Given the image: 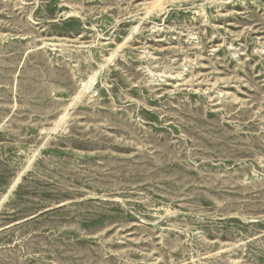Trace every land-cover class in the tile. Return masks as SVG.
<instances>
[{
    "label": "rangeland",
    "instance_id": "1",
    "mask_svg": "<svg viewBox=\"0 0 264 264\" xmlns=\"http://www.w3.org/2000/svg\"><path fill=\"white\" fill-rule=\"evenodd\" d=\"M0 264H264V0H0Z\"/></svg>",
    "mask_w": 264,
    "mask_h": 264
},
{
    "label": "bare ground",
    "instance_id": "2",
    "mask_svg": "<svg viewBox=\"0 0 264 264\" xmlns=\"http://www.w3.org/2000/svg\"><path fill=\"white\" fill-rule=\"evenodd\" d=\"M150 74H151V73H150ZM91 80H92V79H91ZM89 83H90V81H89ZM89 83H87V84L84 85L83 91L89 89ZM78 95H79V94H78ZM76 97H77V96H76Z\"/></svg>",
    "mask_w": 264,
    "mask_h": 264
}]
</instances>
